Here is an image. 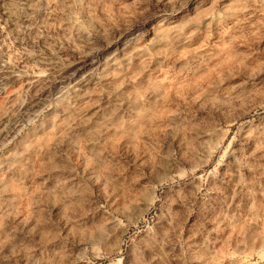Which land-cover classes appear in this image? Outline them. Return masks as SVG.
<instances>
[{
    "label": "rangeland",
    "instance_id": "obj_1",
    "mask_svg": "<svg viewBox=\"0 0 264 264\" xmlns=\"http://www.w3.org/2000/svg\"><path fill=\"white\" fill-rule=\"evenodd\" d=\"M0 264H264V0H0Z\"/></svg>",
    "mask_w": 264,
    "mask_h": 264
}]
</instances>
